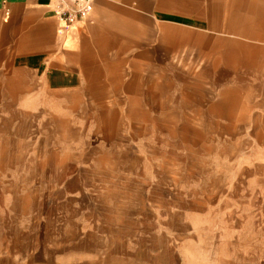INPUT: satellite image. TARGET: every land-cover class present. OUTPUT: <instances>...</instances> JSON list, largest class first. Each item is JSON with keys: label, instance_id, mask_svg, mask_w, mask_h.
<instances>
[{"label": "rangeland", "instance_id": "1", "mask_svg": "<svg viewBox=\"0 0 264 264\" xmlns=\"http://www.w3.org/2000/svg\"><path fill=\"white\" fill-rule=\"evenodd\" d=\"M122 38L76 89L0 78V264H264V124L218 90L227 45Z\"/></svg>", "mask_w": 264, "mask_h": 264}, {"label": "crops", "instance_id": "2", "mask_svg": "<svg viewBox=\"0 0 264 264\" xmlns=\"http://www.w3.org/2000/svg\"><path fill=\"white\" fill-rule=\"evenodd\" d=\"M51 8L49 0H0V78L24 79L28 95L99 75L128 28L179 25L227 45L228 79L218 90L241 93L250 122L263 127L264 0H94L89 17L66 30Z\"/></svg>", "mask_w": 264, "mask_h": 264}, {"label": "built area", "instance_id": "3", "mask_svg": "<svg viewBox=\"0 0 264 264\" xmlns=\"http://www.w3.org/2000/svg\"><path fill=\"white\" fill-rule=\"evenodd\" d=\"M54 17L64 30L76 26L89 17L94 0H49Z\"/></svg>", "mask_w": 264, "mask_h": 264}]
</instances>
